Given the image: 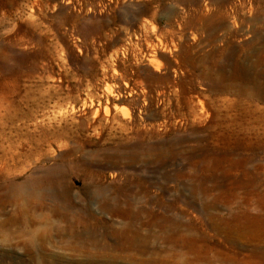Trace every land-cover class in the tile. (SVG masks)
<instances>
[{"label":"rangeland","instance_id":"obj_1","mask_svg":"<svg viewBox=\"0 0 264 264\" xmlns=\"http://www.w3.org/2000/svg\"><path fill=\"white\" fill-rule=\"evenodd\" d=\"M260 84L264 0H0V264H264Z\"/></svg>","mask_w":264,"mask_h":264},{"label":"bare ground","instance_id":"obj_2","mask_svg":"<svg viewBox=\"0 0 264 264\" xmlns=\"http://www.w3.org/2000/svg\"><path fill=\"white\" fill-rule=\"evenodd\" d=\"M209 3V2H208ZM207 4V3H206ZM208 11V10H207ZM233 23V22H232ZM231 25V24H230ZM227 27V26H226ZM230 28V27H229ZM233 28V27H232ZM201 30V29H200ZM230 30V29H229ZM228 30V31H229ZM232 30V29H231ZM192 32V31H191ZM225 32V31H224ZM223 32V33H224ZM192 35V34H191ZM190 35V36H191ZM221 37H223L222 35H221ZM195 39V38H194ZM196 40V39H195ZM162 46H163V44H162ZM166 46V45H165ZM167 47V46H166ZM220 62V61H219ZM221 63V62H220ZM262 63V62H261ZM178 68V67H177ZM190 68H192V66H190ZM205 68V67H204ZM260 71V70H259ZM209 72V71H208ZM215 76H217V75H215ZM179 78V77H178ZM262 79V78H261ZM259 82V81H258ZM209 83V82H208ZM257 88H259L258 90H257V95H255V94H253L252 92L251 93H245V91H242L243 93H242V96H243V98H244V95L246 96L243 100H238V101H235V102H233L231 105L233 106V107H235V108H237V109H246L247 107L248 108H253V109H257V105L256 104H254V101L253 100H258V101H264V84H260V86L259 87H257ZM256 88V89H257ZM230 89V88H229ZM228 89V90H229ZM222 90V89H221ZM224 91V90H223ZM229 93V92H228ZM228 106L230 107V101H228ZM198 107V106H197ZM1 112V111H0ZM23 115V114H22ZM24 116V115H23ZM2 117V116H1ZM0 117V118H1ZM38 117V116H37ZM44 118V117H43ZM42 118V119H43ZM64 120V119H63ZM2 120H0V122H1ZM36 121H39V120H37L36 119ZM62 122V121H61ZM43 123V122H42ZM44 123H46V121L44 122ZM4 125H6V124H4ZM51 126H53V124L51 125ZM51 126H49V127H51ZM60 126H61V124H60ZM42 127V126H41ZM6 128H7V126H6ZM30 128H31V126H30ZM58 128V127H57ZM55 129V128H54ZM53 129V131H55ZM60 130V129H59ZM2 131H3V128H2ZM40 131V130H39ZM49 131V130H48ZM21 132V131H20ZM57 132H58V129H57ZM7 133V132H6ZM32 133V132H31ZM30 133V134H31ZM37 133V132H36ZM40 133V132H39ZM54 133V132H53ZM27 134V133H26ZM35 134V133H34ZM33 134V135H34ZM38 134V133H37ZM36 134V135H37ZM10 135V134H9ZM19 135V134H18ZM35 135V136H36ZM3 136V135H2ZM8 136V135H7ZM28 137H30V135H27ZM34 136V137H35ZM38 136V135H37ZM44 136V135H43ZM43 136H42V138H43ZM15 137V136H14ZM31 137H32V135H31ZM21 138H22V136H21ZM39 138H41V137H39ZM41 138V139H42ZM2 139H3V137H2ZM12 139H13V137H12ZM33 139V138H32ZM38 139V138H37ZM40 139V140H41ZM47 139V138H46ZM4 140V139H3ZM13 140H15V139H13ZM27 140V139H26ZM30 140H31V138H30ZM29 140V141H30ZM34 140H36V139H34ZM34 140H32V141H34ZM39 140V141H40ZM48 140V139H47ZM8 141H9V139H8ZM22 141V140H21ZM39 141H37V143L39 142ZM42 141H44L43 139H42ZM18 142V141H17ZM16 142V143H17ZM49 142V141H48ZM11 143V142H10ZM16 143H14L15 145H16ZM36 143V142H35ZM12 144V143H11ZM18 144H20V143H17V145ZM39 144V143H38ZM7 145V144H6ZM8 145H10V144H8ZM15 145H13V148H14V146ZM37 146V144L35 145V147ZM44 146H46V145H44ZM43 146V147H44ZM1 147V146H0ZM7 147H9V146H6V147H4V148H6L7 149ZM34 147V146H33ZM32 147V148H33ZM10 148V147H9ZM32 148H30V149H32ZM2 149V148H1ZM0 149V151H2ZM18 149V148H17ZM16 150V149H15ZM15 150H14V152H15ZM7 151H9V150H7ZM13 151V150H12ZM18 151V150H17ZM3 152V151H2ZM11 152V151H10ZM14 152L12 153V154H14ZM21 153V152H20ZM19 154V153H18ZM3 155H4V153H3ZM15 155H17V154H15ZM11 157H12V155L10 156L9 155V159H11ZM7 158V157H6ZM24 159V158H23ZM23 159H22V161H23ZM3 160V159H2ZM16 160H17V158H16ZM12 161H13V159H12ZM19 161H21V160H19ZM2 162V161H1ZM8 163H9V161H8ZM12 163H14V162H12ZM17 164H19V163H17ZM4 165H6V164H4ZM12 165V164H11ZM16 165V164H15ZM14 165V166H15ZM20 165V164H19ZM4 167H6V166H4ZM3 167V168H4ZM53 167V166H52ZM8 168V167H7ZM53 175V174H52ZM9 223L10 222H7V223H5V222H2V223H0V234L1 235H4L5 233H6V226H8L9 225ZM65 223H67V221L65 222ZM69 224V223H68ZM32 225V224H31ZM78 225V224H77ZM258 226V225H257ZM75 227V226H74ZM78 227V226H77ZM69 228H71V226L69 227ZM74 230V228L72 229V231ZM35 231V230H34ZM67 232H69L70 233V231H67ZM31 233V232H30ZM32 234H33V231H32ZM31 234V236H33ZM73 234V233H72ZM86 235H87V233H85ZM114 234V233H113ZM77 235V234H76ZM80 235H82V234H80ZM78 236V237H80L81 238V236ZM73 236V235H72ZM77 237V238H78ZM32 238H35V237H32ZM80 238H78V239H80ZM88 238V237H87ZM93 238V237H92ZM92 238H90V239H92ZM95 238V237H94ZM174 238V237H173ZM179 238V240H180V237H178ZM75 239V238H74ZM84 239H85V237H84ZM84 239H82V241L84 240ZM170 239H171V237H170ZM175 239H177L176 237H175ZM182 239V238H181ZM77 240V239H76ZM81 240V239H80ZM80 240L78 241L79 243H80ZM93 240V239H92ZM96 240V239H95ZM183 241V240H182ZM90 242V241H89ZM89 242H88V244H89ZM93 242V241H92ZM168 242V241H167ZM166 242V243H167ZM30 243V242H29ZM95 243V242H94ZM176 243V242H175ZM178 243H180V242H178ZM84 244V242L82 243V245ZM92 244V243H91ZM170 244V243H169ZM168 244V245H169ZM172 244V243H171ZM87 245V244H86ZM173 245V244H172ZM183 245H185V244H183ZM87 246H90V244L89 245H87ZM86 246V247H87ZM94 246V245H93ZM180 247V246H179ZM184 248V247H183ZM175 249V248H174ZM182 249V248H181ZM181 251H177V253H180ZM175 255H176V253H175ZM179 255V254H178ZM180 256V255H179ZM178 256V257H179ZM158 263H160V262H158ZM164 263V262H163ZM167 264V263H166Z\"/></svg>","mask_w":264,"mask_h":264}]
</instances>
